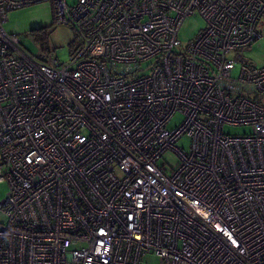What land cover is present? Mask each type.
Segmentation results:
<instances>
[{"label":"built area","instance_id":"obj_1","mask_svg":"<svg viewBox=\"0 0 264 264\" xmlns=\"http://www.w3.org/2000/svg\"><path fill=\"white\" fill-rule=\"evenodd\" d=\"M41 1L0 0V264H264V66L230 55L264 0H47L67 62L3 27Z\"/></svg>","mask_w":264,"mask_h":264},{"label":"rangeland","instance_id":"obj_2","mask_svg":"<svg viewBox=\"0 0 264 264\" xmlns=\"http://www.w3.org/2000/svg\"><path fill=\"white\" fill-rule=\"evenodd\" d=\"M264 22V20H262ZM205 26V21L199 14H193L185 18L178 31V39L182 47L197 35ZM3 27L6 32L15 34L20 39V44L30 55L35 58L45 59L48 56L57 57L60 62H67L70 53L77 45L79 38L74 28L68 24H56L53 17L52 5L49 1L26 5L20 8L12 9L7 13V20ZM262 37L250 45L241 47L230 53L231 57L235 56L237 64L232 71L236 76L239 71V65L245 60L254 66H264V24L260 28ZM182 120V114H175L169 126L174 127ZM246 130L245 127L224 126V131L237 134ZM175 146L188 152L190 140L188 137L181 136L175 142ZM160 162H165V169L171 171L179 162L177 153L173 150L167 151ZM8 189L5 181L0 183V200L4 198ZM5 220V216L0 213V221ZM150 264H156L158 258L152 256L144 258Z\"/></svg>","mask_w":264,"mask_h":264}]
</instances>
